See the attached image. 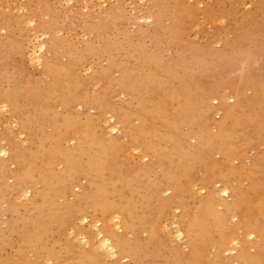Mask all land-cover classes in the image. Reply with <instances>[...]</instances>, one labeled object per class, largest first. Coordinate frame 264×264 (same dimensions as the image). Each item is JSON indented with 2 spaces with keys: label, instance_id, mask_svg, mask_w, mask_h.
<instances>
[{
  "label": "bare ground",
  "instance_id": "obj_1",
  "mask_svg": "<svg viewBox=\"0 0 264 264\" xmlns=\"http://www.w3.org/2000/svg\"><path fill=\"white\" fill-rule=\"evenodd\" d=\"M169 2L168 0V4H166L169 5ZM172 2L174 5L170 4L174 6V11L172 14L169 12L170 17L167 14L171 21L167 30L171 29V33L172 29L177 28L176 26L182 21V17L190 14V9L184 8L182 0H172ZM171 5L170 7H172ZM165 13L164 15H166ZM58 42L51 38L47 44L49 56L42 54L35 57V62L37 61L38 68H40V75L47 78L44 81L46 83L38 85L34 80L28 79L26 84L24 81V83H16V86H12L11 93L0 95L5 99L4 103L12 110L9 112L15 118L13 121H16L19 130L31 134L30 146L26 145L27 148L14 145L4 149L0 146V212L3 211L1 207L6 202L7 197L18 192L20 194L30 192L28 208L35 212V216L25 217L26 221L23 224L20 223L22 225L20 228H15L12 223L7 224L5 230L0 228V250L5 246L17 243L12 258L0 259V264H45L46 261L66 260L72 264L69 257L73 248L61 247V252L52 245H55V238L63 232L62 230L67 223L71 224V221L77 217L86 219L87 216L91 218V220L89 219L91 224L94 221L95 223L98 221L102 223L101 228L97 230V247L95 246L102 251V254L79 251L71 256L72 261L76 264H106L104 260L108 257L118 258L117 261L127 258L129 264H206L210 261L206 255V249L207 244L211 241V234L217 236V239L211 241L209 245L213 247V257L216 259V261H212V264H264L263 204L255 203V214L250 216V201L246 193L239 186L230 184L235 178L244 176L246 180L250 181L252 188L256 182L255 173L258 163L264 165L263 152L257 157L255 156L250 169L246 170L242 163L243 147H236L232 141V134L244 121V105L237 100V104L233 106L225 105L220 93L219 100L221 103L218 105L220 108H217L220 109L219 111L222 110V113L219 120L213 123L218 133L208 139L201 130L203 128L205 130L209 126L208 116L212 109L207 104L206 97L211 91H205L202 94V89L200 91L198 89L197 100L186 95L182 102L178 99L179 95H176V91H171L166 87L170 83L168 77L162 76L167 72L166 74H169L172 82L177 80L172 65L185 69L186 62L184 63L182 56H179L177 61L174 59L171 64L168 63L169 61L164 64L161 59L158 60L159 56L141 53L143 56L140 57V51L136 50V53H139L137 57L135 56L137 58L136 69L128 68L126 65L127 57L131 56L129 53L132 50L129 49L130 52L126 54L127 49L124 50L125 47L122 45L120 53L119 46L121 44H115L121 59L111 58L104 68L90 75L83 84L77 81L75 72L82 58L76 54L80 53L65 51L66 54H64L62 47L64 49L66 46ZM105 43L107 42L105 41ZM175 43L178 44L176 41ZM105 46L107 45L105 44ZM57 48H60L62 52L58 53ZM9 49L8 44L0 41V60ZM102 51L105 52L106 50L102 49ZM58 56H63L64 61L60 62ZM202 58L206 59L201 57V60ZM144 66H148V72L145 76H143L144 74L141 75L143 73L141 69ZM112 69L120 72L115 86L121 87L125 91L124 94L129 92V95L133 94L135 95L133 97H136L140 93L139 91L144 93V96L138 95L139 99L135 98L139 107L133 113L137 115L138 120L136 129H129L130 114L121 108L112 109L117 118V123L122 125V135L127 133L131 138L132 145L143 150L144 156L150 157V164L147 167L135 169L133 175L127 179L121 178L116 172L114 174L113 169H109L107 162L104 168L106 158L114 153L117 155V152L121 150L120 147L116 143L107 144L104 141H97L87 120L81 132H76L77 120L70 116L71 105L74 100L78 105L96 109L102 108L103 100L109 93L111 85L109 80L106 82V87L102 88L103 90L93 95H89L87 90L82 89H86L92 80H97V82L98 80L104 81L105 78L107 80L109 71ZM163 70L165 71L163 72ZM199 72L197 73L198 78L202 76L200 74L202 71ZM179 81L181 82V80ZM184 87L183 83L182 94L188 92L187 87ZM149 93L158 94V101L153 102L150 99H144ZM17 97L24 99L23 105L16 104L15 98ZM168 100H172L176 104L174 111H171L172 122H165L164 118L163 108ZM56 102L63 107L64 114L56 115L52 112L50 106ZM44 117L48 119L47 122H44ZM111 117L113 119L114 116L111 115ZM156 118H160L164 123V131L160 132L153 127L152 121ZM113 121L115 120L113 119ZM191 121L200 129V132L198 130L193 132L198 142L195 145L197 151H187L184 147L185 138L181 132V125H189ZM13 123L15 124V122ZM117 123H114L116 127ZM44 127L51 128V136L45 138ZM115 130L113 129V131ZM19 134L21 133L19 132ZM68 137H71L72 146L64 144ZM1 140L0 142H2ZM34 141H36L35 147ZM258 143L264 145V139ZM199 146L201 150H198ZM212 149L222 155L224 163L227 164L232 158H238L240 165L236 169L228 165L229 167L222 171L220 169L222 165L214 163L210 159L207 163L205 158ZM195 154L198 161L191 162ZM83 156L86 157L84 167L80 164ZM202 163L205 164V175L201 182L205 187H209V190L205 198L198 201L195 211L187 210L182 201V194L186 189L188 180L181 183V178L187 177L188 173L196 168V165ZM10 166L13 168L10 169ZM56 167H59L58 170H55ZM154 167L159 169V172L152 175ZM182 167L185 169L181 170ZM143 171L147 173H142ZM79 178L83 179L85 184L81 185V190H77L79 192L73 193L72 188L75 186L77 188ZM214 178L219 179L223 184L221 189L217 190L214 186L210 187L215 183ZM8 179L11 180V183L7 182ZM24 187L29 190L22 192ZM165 189L172 190L171 196H161V192ZM24 193L22 195L25 196ZM229 193L231 196L229 201L220 197L221 195L228 196ZM70 195L74 197L75 202L66 199V196ZM60 198L66 199L63 207L57 203ZM12 199L15 201V198ZM14 201L10 202L9 206L6 204L11 213L16 210L14 203L17 200ZM173 204L181 210L180 215L177 216V219L179 217V221H177L179 228L176 229V234L178 237L183 236L185 238L182 246L187 248V252L180 251L178 246L170 248L166 242L157 238L158 226L165 227L163 222L165 223L167 219V210ZM216 206L220 208L218 209ZM229 216L230 218L236 217L234 218L236 221L229 223ZM11 220L15 221V219ZM112 227L121 230L120 232L117 230L113 232L111 231L113 229H110ZM139 231L146 233L144 240L138 236ZM126 232L130 233L131 238H126ZM84 235L87 236L88 233ZM84 235H81L80 240L84 238L82 237ZM86 239H82V242L87 241L85 243L89 246L90 240ZM46 242H49L50 245H45ZM153 243L156 246L152 249ZM26 252L32 255L33 261L26 259ZM140 252H142L141 256L139 255ZM224 252L227 254L225 257ZM58 256H60L59 259Z\"/></svg>",
  "mask_w": 264,
  "mask_h": 264
},
{
  "label": "rangeland",
  "instance_id": "obj_2",
  "mask_svg": "<svg viewBox=\"0 0 264 264\" xmlns=\"http://www.w3.org/2000/svg\"><path fill=\"white\" fill-rule=\"evenodd\" d=\"M169 1V5H167L168 0H0V41L10 46V49L0 60V95L11 93L12 86H16L21 82L24 83V81L26 84L28 79L34 80L38 85L46 83L44 81L47 78L40 75V68H38L37 61L35 62V57L42 54L49 56L47 44L51 38L59 41V44L66 46L64 49L62 47L64 54H66L65 51L80 53L76 54L82 58L75 72L77 81L83 84H85L84 82L90 75L104 68L111 58L121 59L122 45L125 47V49L123 48L124 50L127 49L126 54L132 50L129 54L134 56L127 57L128 61L126 65L128 68L133 67L136 69V57L139 53L140 57L141 55L143 56L141 53L157 55L160 57L158 60L161 59V62L164 64H166V61H169L168 63L171 64L174 62V59L177 61V58L182 56L184 63L186 62L185 69L181 67L177 68L174 64L172 65L177 80H173L172 82V78H169V74H166L167 72L164 73L165 75L162 74V76H166L170 80V83L166 87L171 91H176V95H179L178 99L182 102L184 101L183 97L186 95L194 97L197 100L198 89L200 91L204 88V91L201 90L202 94L205 91H211L206 97L207 104L212 109V112L208 116L209 126H207V129L204 130L203 128L201 130L204 136L206 134L208 139L218 133L213 123L219 120L222 113V110H218L220 108L218 105L221 103L219 94L221 93L225 105L233 106L237 104L236 100L241 102L244 105V121L232 134V141L236 147H243L242 163L246 170H249L253 159L258 154L264 152V145L258 143L264 139V0H182L184 8L190 9V14L182 17V21L176 26L177 28L172 29V33L171 29L167 30V27L171 24L169 17L171 16L170 13L172 14V11H174V3L172 0ZM166 6H169L172 10ZM98 29L100 30L98 31ZM154 35L155 37H153ZM43 43L42 47L41 44ZM115 44H121L119 46L120 53L116 50ZM60 48H57L58 53L62 52ZM101 48L106 51L103 52ZM41 50L45 51L42 52ZM136 50L140 52L136 53ZM199 55H201L200 59L198 58ZM139 56L138 58H140ZM62 57H57L60 62L64 61V57ZM201 57H205L206 59L202 58L201 60ZM170 60L173 61L171 62ZM200 69H202V72ZM205 69L209 71L207 72ZM197 70L201 72H199L202 75H199L200 78H198ZM141 71L143 72L141 75L144 74L143 76H145L148 72V66H144ZM119 75V71L112 69L109 71L107 80L106 78L104 81L98 80V82L97 80H92L86 89H82L84 91L87 90L86 92L89 95H93L103 90L102 88L106 87V82L109 80L111 85L108 95L103 100L104 105L102 108L96 109L90 106L78 105L75 103L76 100H74V103L71 105L70 116L77 120L78 124L75 125L76 132H81L87 120L97 141H104L107 144L116 143L120 147L121 150L117 152V155L114 153L106 158L104 168L107 162L109 169H113L114 174L116 172L121 178L127 179L133 175L135 169L147 167L150 164V157L144 156L143 150L138 149L136 145H132L131 138L127 133L122 135V125L117 123V118L112 110L113 108H121L124 112L130 114L128 122L130 130L138 127L137 115L133 114L134 111L136 112L139 109L137 99L135 98L144 96V93L139 91V96L137 95L136 97H133L135 96L133 94L129 95V92H126L128 95L124 94L125 91L121 87L115 86ZM183 83L188 90L185 94L181 93ZM15 99L17 105L24 104L22 97ZM144 99H150L155 102L158 101L159 96L155 93H149ZM4 102L5 99L0 96V140L2 139V142L5 141L3 144L0 142V146L4 149L14 145L27 148L26 145L30 146L31 134L19 130L18 124L15 120L13 121L14 117L9 112L12 110ZM58 104V102L51 104L50 108L52 112L56 113V115L64 114L63 107ZM175 105L172 100H168L166 105H164L165 122L173 121L171 111H174ZM110 112L113 113L111 114ZM9 113L12 115V118ZM111 115L115 117H113L115 121H113L112 117L110 118ZM111 120L117 123V127ZM154 120L152 121L153 127L160 130V132L164 131L165 127L162 120L160 118ZM47 121L48 119L44 117V122ZM44 129L45 138L51 136V128L44 127ZM196 130L200 132L199 127L192 121L189 125H181V132L185 138L184 147L187 151H197L195 145L198 142L193 133ZM187 132L188 134H186ZM70 139L71 137H68L65 140L64 144L66 146H72V140ZM44 140L47 141L46 139ZM34 142L35 147L36 141ZM167 146H169L168 143ZM198 150H201L200 146ZM217 153L213 149L210 150L205 161L208 163V159H210L214 163L222 165L220 168L222 171L226 170L229 166L236 169L240 165L238 158H232L227 164L224 163L222 155ZM193 158L191 162L198 161L196 154ZM81 161L82 163L80 164L84 167L86 165V157L83 156ZM59 167H56L55 170H58ZM12 168L10 166V169ZM184 169V167L181 168V170ZM158 172L159 169L154 167L151 174L153 175ZM142 173L147 172L143 171ZM204 175V163L196 165V168L189 172L185 178H181L179 175L182 179L181 183H185L188 180L185 187L186 191L184 190L182 194V201L187 210L195 211L198 201L204 199L207 195L209 187H205L201 182ZM255 178L256 182L252 188L250 187V181L246 180L244 176L238 179L235 178L230 183L239 186L246 193L250 201V216H254L255 214V203L260 202L264 207V165H261V163H258ZM82 180L78 179L77 188L76 186L72 188L73 193H77L79 192L77 190L82 189L81 185L85 184V181ZM10 181L8 183H11ZM214 181L215 183L210 187L214 186L217 190L223 187L219 179L214 178ZM24 188L21 190L22 192L29 190L27 187ZM18 193L7 197L6 202L1 207L3 211L6 210L4 213L3 211L0 212L1 230H5L6 225L10 223L15 228H20L22 226L20 223L23 224L26 221L25 217L35 216V212L28 208L30 192H23L25 196L22 195L23 193ZM171 194V189H165L161 192L162 197H169ZM220 197L225 201L231 200L230 193L228 196L221 195ZM12 198H15V201L17 200L14 203L16 205L14 213H11L7 209L10 202L14 201ZM66 199L75 202L74 197L71 195L66 196ZM66 199H58V205L63 207ZM36 203H38V200H36ZM216 208L219 209L220 207L216 206ZM167 211V219L165 223L163 222L165 227L158 226L157 238L160 241L166 242L170 248L178 246L180 251L187 252V248L185 249L184 245L182 246L185 238L183 236L178 237L176 234V229L179 228L177 227L179 226L177 223L179 217L177 219V216L180 215L181 210L173 204ZM2 216V219L5 220L1 219ZM231 218L230 216L228 217V222L234 223L236 221L234 218L236 217ZM11 219H15V221ZM89 219L91 220L89 216L86 219L77 217L71 221V224L67 223L62 230L63 232L58 234V236L55 235L57 236L55 238V245L52 246H55L56 250L61 252V247L73 248L72 252H70L71 256H74L79 251H91L95 254H102V251L96 248L97 230L101 228L102 223L99 221L95 223L94 221L95 224L93 222L91 224ZM110 229H113L111 230L113 232L117 230L115 227ZM120 230L118 229L117 231L120 232ZM87 233L88 238L84 235ZM81 235H84L82 237L87 238L86 240H90V243H88L91 247L85 243L87 241L82 242L84 238L80 240ZM125 236L127 239L131 238L129 232H126ZM138 236L141 240H144L146 233L139 231ZM210 238L213 241L217 239V236L211 234ZM12 240L15 241L14 238ZM210 242L207 244L208 247L206 249V255L210 258V261L206 264H212V261H216L213 257V247L209 246ZM16 244H11L12 248L11 246H5L1 249L0 259L12 258ZM45 245L50 244L46 242ZM155 246V243H153L151 248L153 249ZM141 254L142 252L139 255L141 256ZM223 254L224 257L227 255L226 252ZM71 256L69 259L72 264H76L72 261ZM57 258L59 259L60 256ZM26 259L33 261L32 255L28 252H26ZM116 259L118 258L108 257L104 262L106 264H127L129 262L127 258L118 261ZM45 264L69 263L66 260L56 262L46 261Z\"/></svg>",
  "mask_w": 264,
  "mask_h": 264
}]
</instances>
